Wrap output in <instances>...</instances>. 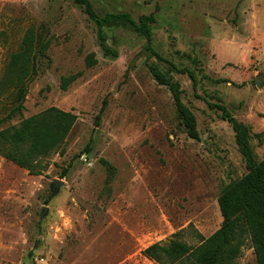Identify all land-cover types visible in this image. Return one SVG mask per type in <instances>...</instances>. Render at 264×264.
Returning <instances> with one entry per match:
<instances>
[{
  "label": "rangeland",
  "instance_id": "obj_1",
  "mask_svg": "<svg viewBox=\"0 0 264 264\" xmlns=\"http://www.w3.org/2000/svg\"><path fill=\"white\" fill-rule=\"evenodd\" d=\"M90 1L100 17L153 16L156 55L123 27L104 30L116 56L104 55L75 0H0V79L29 29L43 47L24 109L2 129L51 107L76 117L41 175L0 155V264H157L143 254L155 243L200 245L222 225L219 198L248 173L232 126L209 103L250 128L264 160V0ZM150 64L180 84L197 140ZM12 100L1 99L0 118ZM237 264H257L249 241Z\"/></svg>",
  "mask_w": 264,
  "mask_h": 264
},
{
  "label": "trees",
  "instance_id": "obj_2",
  "mask_svg": "<svg viewBox=\"0 0 264 264\" xmlns=\"http://www.w3.org/2000/svg\"><path fill=\"white\" fill-rule=\"evenodd\" d=\"M88 17L96 24L100 46L106 56H116L109 47V37L104 31L113 27H123L143 35L150 47V24L153 16H142L136 22L129 14H107L100 17L90 0H75ZM33 29L23 38L19 50L11 56L0 79V101L11 97L12 107L5 117L0 118V155L6 160L29 171L31 175H41L42 161L58 152L73 129L75 116L56 107H51L38 115L2 129V125L21 115L29 84L38 75V57L43 47H38ZM149 71L160 86H166L172 93L178 116L190 139L197 140L199 133L193 112L182 100L180 84L169 72H163L159 65H148ZM187 72L185 69L177 70ZM74 77L64 81L71 83ZM211 109L221 112L235 133V142L242 154L248 173L236 184L230 186L219 198V208L223 218L220 228L198 246H191L175 238L169 242L155 243L143 251L144 256L157 264H172L188 261L189 264H237L242 248L249 241L254 249L257 264H264V160L257 162L251 146L250 128L240 122L226 106L209 103ZM261 138L262 134H257ZM262 140L260 139V143Z\"/></svg>",
  "mask_w": 264,
  "mask_h": 264
},
{
  "label": "water",
  "instance_id": "obj_3",
  "mask_svg": "<svg viewBox=\"0 0 264 264\" xmlns=\"http://www.w3.org/2000/svg\"><path fill=\"white\" fill-rule=\"evenodd\" d=\"M259 85H260V84H259ZM60 184H61L60 181H55V182L53 183V186H54L55 188H57V187H59Z\"/></svg>",
  "mask_w": 264,
  "mask_h": 264
}]
</instances>
